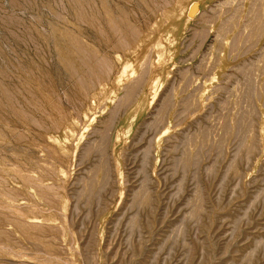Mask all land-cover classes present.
Wrapping results in <instances>:
<instances>
[{
    "label": "rangeland",
    "instance_id": "obj_1",
    "mask_svg": "<svg viewBox=\"0 0 264 264\" xmlns=\"http://www.w3.org/2000/svg\"><path fill=\"white\" fill-rule=\"evenodd\" d=\"M0 264H264V0H0Z\"/></svg>",
    "mask_w": 264,
    "mask_h": 264
},
{
    "label": "bare ground",
    "instance_id": "obj_2",
    "mask_svg": "<svg viewBox=\"0 0 264 264\" xmlns=\"http://www.w3.org/2000/svg\"><path fill=\"white\" fill-rule=\"evenodd\" d=\"M181 2V1H180ZM195 5V4H194ZM191 11H193L194 12V10L195 9H190ZM193 12H191L190 13V17H192L193 16ZM195 15V14H194ZM194 18V17H193ZM137 57H138V55H137ZM117 80H119V79H117ZM102 96V95H101ZM93 100H94V98H93ZM73 129H74V126L73 125H69V126H67V128H66V133H68V134H71L72 132H73Z\"/></svg>",
    "mask_w": 264,
    "mask_h": 264
}]
</instances>
